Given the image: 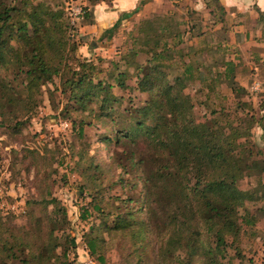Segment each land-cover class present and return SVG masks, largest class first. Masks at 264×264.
Here are the masks:
<instances>
[{
	"label": "rangeland",
	"instance_id": "1",
	"mask_svg": "<svg viewBox=\"0 0 264 264\" xmlns=\"http://www.w3.org/2000/svg\"><path fill=\"white\" fill-rule=\"evenodd\" d=\"M33 1L60 11L61 19L71 24L77 8L89 0ZM217 6L214 0H157L144 18L168 24L165 39L173 61L164 66L163 79L171 84L178 79L193 118L210 124L218 117L227 134L237 130L238 139L249 140L252 157L264 160V131L259 125L264 124V15L259 13L253 21L221 13ZM119 21L100 33L79 25L68 31L67 38L77 43L76 56L96 65L95 80L113 85L109 93L92 97L85 108L75 103L69 107L68 92L62 90L59 77L52 76L41 82L32 109H25L22 100L6 105L0 97V234L32 248L51 235L58 246L43 264H201L199 250L189 263L192 248L186 246V231L169 221L164 193L145 186L144 175L155 167L149 160L151 148L141 136L113 137L111 121L121 127L124 114L125 125L131 123L143 115L134 109L150 98L146 89L137 88L143 73L137 75L123 62L113 65L130 47L138 23L134 17ZM146 60L144 53L137 55L138 64L145 65ZM227 61L234 64L232 74L226 71ZM68 63L74 61L69 58ZM187 66L192 67L191 77L183 74ZM120 70L129 73L125 89L116 85ZM231 75L239 90L230 87ZM1 76L21 90L23 78L13 80V70L2 71ZM151 81L152 77L153 86ZM18 121L24 124L17 126ZM104 135L112 136L109 145L101 141ZM140 157L147 158L146 164L138 165ZM258 174L237 181L239 189L254 190L255 197L238 208L239 233L228 236L229 245L216 257L219 264H264V185L258 179L264 184V170ZM246 209V218L255 220L252 225L242 224ZM200 239L209 240L204 233ZM89 241L95 242L94 253ZM30 247L16 254L33 252ZM34 262L22 263L0 250V264Z\"/></svg>",
	"mask_w": 264,
	"mask_h": 264
},
{
	"label": "trees",
	"instance_id": "2",
	"mask_svg": "<svg viewBox=\"0 0 264 264\" xmlns=\"http://www.w3.org/2000/svg\"><path fill=\"white\" fill-rule=\"evenodd\" d=\"M16 1L19 5L0 0V97L6 105L12 106L22 100L20 103L25 109L28 106L30 108L35 103L34 96L39 92L41 82L52 76H58L62 90L68 92L69 107L75 103L78 108H85L86 102L91 101L92 97L110 92L113 85L95 80L96 65L92 60L76 56L77 43L67 39L70 29L93 23L92 12L87 4L82 7L83 18L72 25L69 20L65 22L61 19L60 11H52L41 2ZM94 1L89 0L90 3ZM214 1L218 4V10L226 13L219 0ZM210 12L213 14V9ZM167 25V22L161 24L152 18L140 19L136 34L131 36L130 47L122 54L120 61L113 63L118 66L119 62H123L127 68L134 67L137 75L143 73L138 79L140 85L137 88L141 91L146 89L150 98L134 109L143 115L125 125L126 116L123 114L119 121L121 127L111 121L110 128L115 139L125 137L135 140L141 136L140 139L153 151L149 160L153 161L155 167L144 175L145 183L148 184L145 186L151 190L153 187L150 186L153 185L164 193L169 221H174L180 230L186 231V246L192 248L190 260L187 259L189 263L194 252L199 250L201 264H219L216 257L229 245L228 236L239 233L238 208L243 206L246 199L255 197L254 190L239 189L237 181L243 176L264 170V160L252 157L249 140L238 139L237 130L227 134L219 124L218 117L212 118L210 124L196 121L191 106L181 92L178 79L174 84L163 79L164 66L173 61V54L165 39ZM141 52L146 55L145 65L136 61ZM69 58L74 63H68ZM225 64L228 74H232L234 64L230 61ZM8 70L14 71L13 80L20 76L23 78L21 90L11 87L5 81V76H1L2 71ZM191 71L192 67L187 66L183 74L191 77ZM125 76H129V73L120 70L115 77L120 89L127 87ZM151 77L154 79L151 81L153 86L149 83ZM156 81H160L161 85ZM153 87L157 90L153 91ZM230 87L240 89L233 75ZM116 100L113 98L111 101ZM151 117L154 120L149 123L147 120ZM23 124L24 121L16 123L17 126ZM259 125L264 131V124ZM261 137L264 139V133ZM111 139L112 136L104 135L101 141L109 145ZM146 161L147 158L140 157L137 163L141 166ZM243 162L245 171L241 166ZM258 179L263 186L260 176ZM146 200H149L148 193ZM48 203L44 202L45 205ZM149 210L154 212L153 207ZM245 214L241 216L242 224H254V219L246 218L247 209ZM202 233L209 238L203 243L200 239ZM176 243L181 247L182 239ZM0 244V250H4L8 256L16 257L22 263L35 261L36 264L49 261L51 251L58 246L52 242L51 235L35 248L27 242L20 244L19 241H10L2 234ZM27 247L32 248L33 252L16 254L19 251L24 254L23 250ZM88 247L91 253L95 252L94 241H89ZM66 254L65 250L62 255Z\"/></svg>",
	"mask_w": 264,
	"mask_h": 264
},
{
	"label": "crops",
	"instance_id": "3",
	"mask_svg": "<svg viewBox=\"0 0 264 264\" xmlns=\"http://www.w3.org/2000/svg\"><path fill=\"white\" fill-rule=\"evenodd\" d=\"M153 2L157 0H96L91 3L87 1L92 12L93 23L83 25L82 29L94 33L97 30L100 33L103 28H112L119 20L123 22L134 17L136 21H139L144 18L146 10ZM219 2L225 8L226 13H235L238 17L242 16L254 21L259 13L264 15V0H219ZM262 41L261 46L264 51V39Z\"/></svg>",
	"mask_w": 264,
	"mask_h": 264
},
{
	"label": "built area",
	"instance_id": "4",
	"mask_svg": "<svg viewBox=\"0 0 264 264\" xmlns=\"http://www.w3.org/2000/svg\"><path fill=\"white\" fill-rule=\"evenodd\" d=\"M82 18H83V8L80 7V8H77L73 18H71V24L76 25L77 22L80 21Z\"/></svg>",
	"mask_w": 264,
	"mask_h": 264
}]
</instances>
